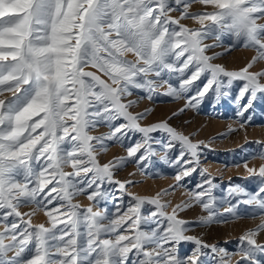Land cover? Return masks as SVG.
Wrapping results in <instances>:
<instances>
[{
	"label": "snow or ice",
	"instance_id": "1",
	"mask_svg": "<svg viewBox=\"0 0 264 264\" xmlns=\"http://www.w3.org/2000/svg\"><path fill=\"white\" fill-rule=\"evenodd\" d=\"M194 4L200 10L191 11ZM237 46L256 52L239 70L215 63L222 53L208 54ZM262 61L264 0H0V264H206L210 253L212 264H232L236 255V264H264V222L235 251L188 234L197 223L240 218L241 204L249 215H264V164L249 167L255 154L243 161L255 190L234 185L218 197L215 178L201 168L207 146L169 122L207 99L214 108L230 103L244 127L264 100V68L252 71ZM136 91L139 99L166 96L185 105L144 125L149 111L130 110ZM101 125L110 131L92 135ZM111 143L127 154L101 163L98 153ZM129 163L153 176L167 165L177 183L154 197L130 192L139 181L116 178ZM198 169L205 178L169 213L162 197ZM79 195L105 208H82L74 202ZM193 204L208 213L198 222L179 216ZM27 205L43 210L48 226L33 224L35 213L20 210ZM186 243L193 247L182 253Z\"/></svg>",
	"mask_w": 264,
	"mask_h": 264
},
{
	"label": "rangeland",
	"instance_id": "2",
	"mask_svg": "<svg viewBox=\"0 0 264 264\" xmlns=\"http://www.w3.org/2000/svg\"><path fill=\"white\" fill-rule=\"evenodd\" d=\"M191 11L200 10L199 4H194ZM173 17H179L181 13L177 10L171 13ZM181 23L196 28L199 27L193 20L184 19ZM205 43L214 44L215 40L209 39ZM230 43L227 37L224 38L225 47ZM225 47H216L208 52L209 55L222 53L214 62L224 65L229 70H239L244 67L256 55L254 49L248 47L237 46L231 52H225ZM134 59V57H129ZM264 68V61L257 63L252 71H259ZM95 71V69H86ZM175 83V82H174ZM199 83V81H197ZM167 90V85L158 89L163 93ZM6 95H10L6 93ZM142 95L139 91L133 93L128 99L138 100V103L130 110L134 113L149 111L147 119L141 121L142 124L148 125L151 123L167 120L172 117L173 112L178 111L185 105L184 100H173L166 96L159 98L139 99ZM170 124L182 131L186 135H191L194 141H202L207 147L204 148L201 168L206 170V175L214 177L213 183L218 184V188L213 190V194L218 197H226L227 190L230 186L241 185L248 190H255L258 186V181L249 177V174L243 167V161L250 155L255 154V159L249 160V167H259L264 164V159L260 158V153H264V100H260L254 107L252 119L249 123L240 127L241 121L236 117L235 110L230 103L225 102L221 106L214 108L210 100L200 106V110L189 109L184 113L173 117ZM235 129V131H233ZM110 129L106 125H101L94 129L92 135L106 134ZM138 135V134H137ZM155 135V134H154ZM166 134L160 133L163 138ZM126 147L118 143H111L106 152L98 153V158L101 163H107L115 157L126 156ZM163 151L158 152V156H162ZM239 164V167L235 165ZM156 168L162 175L153 176L145 174L132 163L126 165L123 169L116 173V178L119 180L139 181L135 186L130 187L128 191L140 196L154 197L157 193L169 189L175 185L172 170L167 165H157ZM65 171H72L70 167H66ZM205 176L200 174V170L193 173L191 177L185 178V187L177 188L182 190V195L174 198L173 192L170 195L162 197L165 201H170L171 206L168 208L169 213L177 204L189 200L188 189L195 186ZM176 189V190H177ZM176 190L174 192H176ZM116 195H120L119 192ZM168 196V197H167ZM125 200L128 197H124ZM74 202L79 203L82 208L89 206L94 210L102 211L105 208L104 204L97 207L93 201L87 198V195H79ZM114 202L107 203V208L111 212ZM228 207L225 203L221 206V212ZM154 206H146L145 211H149ZM21 212L35 213L32 215L33 224L45 223L49 224L48 217L43 210H37L35 205H27L22 207ZM250 206L241 204L238 213L240 218L231 219L226 223H211L209 225H200L197 223L189 235H196L209 244H217L225 247L229 251H235L240 237L249 229H254L258 224L264 222V215H249ZM208 213L199 205L193 204L192 207L179 212V216L185 220L196 221L200 217L206 216ZM258 240L264 242V233H261ZM191 244H183L181 252L187 253L192 249ZM240 259L239 255L232 258V264ZM206 264H212L211 253L206 260Z\"/></svg>",
	"mask_w": 264,
	"mask_h": 264
},
{
	"label": "bare ground",
	"instance_id": "3",
	"mask_svg": "<svg viewBox=\"0 0 264 264\" xmlns=\"http://www.w3.org/2000/svg\"><path fill=\"white\" fill-rule=\"evenodd\" d=\"M182 190H176V192H173L174 194H171V195H173L174 196V198H176L177 196H180V195H182ZM168 197V196H167ZM110 203V202H109Z\"/></svg>",
	"mask_w": 264,
	"mask_h": 264
}]
</instances>
